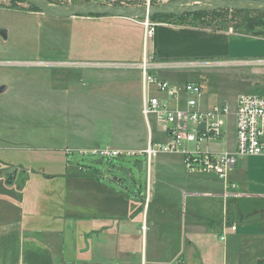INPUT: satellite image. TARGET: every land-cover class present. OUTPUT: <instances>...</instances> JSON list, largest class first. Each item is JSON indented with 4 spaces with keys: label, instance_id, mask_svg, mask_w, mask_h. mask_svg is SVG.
Masks as SVG:
<instances>
[{
    "label": "rangeland",
    "instance_id": "rangeland-1",
    "mask_svg": "<svg viewBox=\"0 0 264 264\" xmlns=\"http://www.w3.org/2000/svg\"><path fill=\"white\" fill-rule=\"evenodd\" d=\"M45 1L60 6L94 2L156 7L175 0ZM218 12V17L230 22L228 31L239 34V26L250 20L260 21L262 27L257 30L263 31L264 11ZM211 18H205V23L187 18L184 25L215 26V18ZM164 21L178 23L164 17L154 21L107 16L53 19L23 1L0 0V88L7 87L0 93L1 157L11 169L30 171L24 192L19 191L21 183L5 192L15 205L31 201L34 209L29 215L41 218V225H50L51 216L60 214L78 218L73 220L75 233L73 227L65 233L67 244L78 239L81 225L89 227L96 222L90 198L85 207L80 206L85 200V183L100 182L128 192V200L122 198L123 213L131 211L133 203L129 201H135L140 194L145 196L144 190L138 192L140 185L146 184L147 166L142 155L112 159L114 166L127 171L128 176L111 168L107 159L82 155L81 151L109 147L139 153L146 148L150 133L155 141L167 140L157 117L150 115L148 124L143 116L140 71L143 57L151 55L154 41L146 37L147 23L150 26ZM233 39L236 42L232 52L238 57L202 62L200 68L189 62H172L179 64L177 70L160 73L159 77L181 88L188 80L200 83L204 90L202 105L207 109L227 105L233 112L240 96L264 97V38L241 35ZM225 132L226 139L212 144V148L235 146L233 114L226 118ZM82 159L87 166L91 159L98 163L79 173ZM248 163L264 166V157L241 158L238 165ZM115 179H123L129 191L121 189ZM136 182L138 185H134ZM60 222L55 221L56 228ZM89 238L80 250L86 251L85 260L93 258L95 246L104 247L99 243L102 239L110 240L105 233Z\"/></svg>",
    "mask_w": 264,
    "mask_h": 264
},
{
    "label": "crops",
    "instance_id": "crops-1",
    "mask_svg": "<svg viewBox=\"0 0 264 264\" xmlns=\"http://www.w3.org/2000/svg\"><path fill=\"white\" fill-rule=\"evenodd\" d=\"M155 29L150 50L160 60L202 63L238 57L232 52L233 38L241 35L232 31L167 23L156 24ZM222 147L218 150L210 144L208 149L235 150V146ZM1 152L0 148V264H169L177 259L185 264H264V166H239L245 157L238 159L226 182L212 174L188 173L180 155H160L151 165L143 156L146 184L138 192L144 190L145 196L129 201L133 204L126 213L122 198H129L128 192L100 182L85 183L80 206L85 207L90 198L96 222L81 225L78 239L67 244L65 233L72 227L74 232L73 220L78 218L55 215L44 226L41 218L29 215L34 209L31 201L16 205L8 201L6 189L21 183L19 191L24 192L30 171L9 168ZM114 169L130 176L122 168ZM139 171L142 177L143 170ZM115 181L129 191L123 179ZM141 198L144 210L137 213ZM56 220L61 221L57 228ZM102 233L110 240L102 239L99 243L104 247L95 246L93 258L85 260L86 251H80L84 243L90 235Z\"/></svg>",
    "mask_w": 264,
    "mask_h": 264
},
{
    "label": "built area",
    "instance_id": "built-area-1",
    "mask_svg": "<svg viewBox=\"0 0 264 264\" xmlns=\"http://www.w3.org/2000/svg\"><path fill=\"white\" fill-rule=\"evenodd\" d=\"M154 35L155 25L147 23L146 37ZM178 65L145 54L140 66L143 116L148 124L150 115L157 117L166 141L155 142L150 133L146 148L139 153L103 147L81 154L108 160L142 155L148 165L160 155H180L188 173L212 174L226 182L240 157H264V97L240 96L233 112L227 105L203 108L204 90L200 83L190 81L181 88L159 77L162 71H176ZM190 66L200 68L203 64L190 63ZM232 114L236 126L235 150L222 153L209 150L210 144L226 138V118ZM169 264L185 262L177 259Z\"/></svg>",
    "mask_w": 264,
    "mask_h": 264
},
{
    "label": "water",
    "instance_id": "water-1",
    "mask_svg": "<svg viewBox=\"0 0 264 264\" xmlns=\"http://www.w3.org/2000/svg\"><path fill=\"white\" fill-rule=\"evenodd\" d=\"M44 15L53 19H68L75 17H113L122 19H150L158 15L183 16L198 12L230 11H264V0H175L160 6L129 7L86 2L77 5H52L45 0H20ZM6 37V33L4 32ZM7 90L6 86L0 88V93ZM204 128V124L201 125Z\"/></svg>",
    "mask_w": 264,
    "mask_h": 264
},
{
    "label": "trees",
    "instance_id": "trees-1",
    "mask_svg": "<svg viewBox=\"0 0 264 264\" xmlns=\"http://www.w3.org/2000/svg\"><path fill=\"white\" fill-rule=\"evenodd\" d=\"M33 9H35V8H33ZM35 10H37V9H35ZM37 11H39V10H37ZM244 12H250V11H244ZM219 13L220 12L217 11V12H198V13H194V14H186V15H183V16L158 15V16L151 17L150 20L154 21L157 18H161V17L174 18V19L178 20V23L176 25H184V23L186 22L187 18H191L193 21H196V22L205 23L206 19H211L212 20L211 17H213V18H215V20H213V21L216 22L215 26H212L211 23L203 24V25H205V27H204L205 29H210V30H213V31H228V29H229L231 24L226 18H224L222 16L218 17L217 15ZM262 13H264V12H262ZM96 17H98V16H96ZM163 23L173 24L171 22L168 23V21H164ZM258 26L262 27V25H260V21L250 20L249 23L239 26V28L242 29V30H239V31H242L241 33H243V34H241V33H239V34L240 35H245V36L252 35L253 37L264 38V27H263V31H259V30H257ZM194 27H197V26H194ZM155 31H156V29H155ZM118 159H121V158H118ZM103 160H105V159H103ZM108 162L111 163V168L116 167V166H114L112 160H108ZM97 163L98 162H95L94 160L91 159V161L89 163L90 166H87V165L83 164V159H82L79 162V167L77 168V172L82 173V172L88 171L93 165H96ZM139 196H141V194ZM140 201H141V205L137 209V211H136L137 213L143 212V210H144L143 199L140 200Z\"/></svg>",
    "mask_w": 264,
    "mask_h": 264
}]
</instances>
